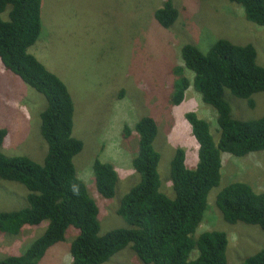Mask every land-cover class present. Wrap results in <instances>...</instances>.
I'll list each match as a JSON object with an SVG mask.
<instances>
[{
    "label": "rangeland",
    "instance_id": "rangeland-1",
    "mask_svg": "<svg viewBox=\"0 0 264 264\" xmlns=\"http://www.w3.org/2000/svg\"><path fill=\"white\" fill-rule=\"evenodd\" d=\"M42 1V34L29 51L66 84L74 100L73 136L84 143L74 164L98 206L99 235L103 236L113 229L129 227L117 209L123 196L140 181L132 166L139 150V136L134 130L139 120L148 116L158 124L154 147L161 154V191L172 199L175 192L171 161L177 149L185 150L189 169L198 163L199 146L186 114L194 112L208 121L219 141L216 110L203 102L193 82L184 102L172 104L176 77L171 68L183 66L182 47L191 44L206 54L219 39L251 44L257 50L258 65L264 67V27L248 21L243 8L229 0H173L180 17L170 30L162 28L154 18L165 0ZM185 74L193 81V73ZM121 89H125L122 99ZM224 98L235 119L264 117V93L253 96L254 109L227 89ZM45 107V98L7 71L0 60V128L9 131L0 150L6 156L27 155L43 163L48 146L41 135L40 115ZM126 125L132 130L128 137L124 136ZM96 158L113 164L118 172V188L112 199L102 197L97 190L93 172ZM222 160L221 183L211 191L209 208L194 235L197 238L204 232H225L228 264H243L264 249V231L257 226L225 222L215 198L218 191L234 182H244L255 192H264V152L242 158L222 153ZM27 195L23 185L0 179V212L25 208ZM47 226L48 221L38 228L28 226L30 229L18 237L0 233V259L23 254ZM79 234V230L69 227L64 241L50 249L40 264H71L70 246ZM198 255L193 251L190 260ZM104 264L145 263L129 246Z\"/></svg>",
    "mask_w": 264,
    "mask_h": 264
},
{
    "label": "trees",
    "instance_id": "trees-1",
    "mask_svg": "<svg viewBox=\"0 0 264 264\" xmlns=\"http://www.w3.org/2000/svg\"><path fill=\"white\" fill-rule=\"evenodd\" d=\"M229 1L243 8L248 21L264 27V0ZM43 8L42 0H0V60L7 71L45 98L40 131L48 146L42 164L27 155L9 157L0 150V179L17 182L28 190L25 208L0 212V233L18 237L30 229L28 226L38 228L48 221L44 233L23 254L1 258L0 264H40L50 249L64 241L69 227L80 232L70 246L71 264H104L129 246L145 264H228L225 232H204L197 238L194 234L209 208L211 191L221 183L222 153L242 158L264 152V117L235 119L224 98L227 89L234 97L246 100L250 109L255 108L253 96L264 93V67L257 63L256 48L227 39H219L206 54L191 44L182 47L183 66L171 68L176 77L172 104L184 102L193 82L203 102L216 110L219 141L208 121L194 112L186 114L199 146L198 163L189 169L185 150L177 149L171 161L172 199L161 191V154L154 147L158 124L148 116L139 120L134 128L139 150L132 166L140 181L123 196L117 209L129 227L100 236L98 206L74 164L84 149V143L73 136L74 100L66 84L29 51L42 34ZM179 17L173 0H165L154 13L156 22L167 30L177 26ZM185 71L193 73V81ZM131 132L126 125L124 136ZM8 134L6 128H0V147ZM93 172L99 194L112 199L119 181L115 166L96 158ZM215 205L225 222L264 231V192H255L251 185L229 184L218 191ZM195 250L199 255L190 260ZM243 264H264V249Z\"/></svg>",
    "mask_w": 264,
    "mask_h": 264
},
{
    "label": "clouds",
    "instance_id": "clouds-1",
    "mask_svg": "<svg viewBox=\"0 0 264 264\" xmlns=\"http://www.w3.org/2000/svg\"><path fill=\"white\" fill-rule=\"evenodd\" d=\"M37 58V57H36ZM2 212H5V211H2Z\"/></svg>",
    "mask_w": 264,
    "mask_h": 264
}]
</instances>
